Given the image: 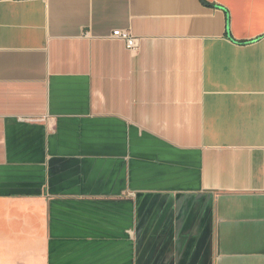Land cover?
<instances>
[{"label": "crops", "instance_id": "1", "mask_svg": "<svg viewBox=\"0 0 264 264\" xmlns=\"http://www.w3.org/2000/svg\"><path fill=\"white\" fill-rule=\"evenodd\" d=\"M0 264H264V0H0Z\"/></svg>", "mask_w": 264, "mask_h": 264}, {"label": "built area", "instance_id": "2", "mask_svg": "<svg viewBox=\"0 0 264 264\" xmlns=\"http://www.w3.org/2000/svg\"><path fill=\"white\" fill-rule=\"evenodd\" d=\"M112 38L121 40L127 50L135 51L138 48L139 40L128 32L116 30L112 33Z\"/></svg>", "mask_w": 264, "mask_h": 264}]
</instances>
